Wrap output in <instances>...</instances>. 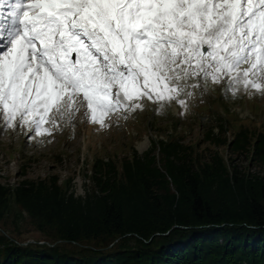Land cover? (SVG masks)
Instances as JSON below:
<instances>
[{
  "label": "trees",
  "instance_id": "1",
  "mask_svg": "<svg viewBox=\"0 0 264 264\" xmlns=\"http://www.w3.org/2000/svg\"><path fill=\"white\" fill-rule=\"evenodd\" d=\"M249 105L260 118L264 109ZM223 109L206 140L249 156L255 173L218 152L193 159L169 135L151 139L142 155L95 158L84 199L69 192L72 179L62 187L54 175L15 190L0 185V264H264V129H237L243 121ZM24 235L37 237L23 245Z\"/></svg>",
  "mask_w": 264,
  "mask_h": 264
},
{
  "label": "snow or ice",
  "instance_id": "2",
  "mask_svg": "<svg viewBox=\"0 0 264 264\" xmlns=\"http://www.w3.org/2000/svg\"><path fill=\"white\" fill-rule=\"evenodd\" d=\"M0 114L40 134L143 99L191 96L193 77L264 92V0H0ZM206 49V51H202ZM74 54V57H73ZM246 65V67H242Z\"/></svg>",
  "mask_w": 264,
  "mask_h": 264
},
{
  "label": "rangeland",
  "instance_id": "3",
  "mask_svg": "<svg viewBox=\"0 0 264 264\" xmlns=\"http://www.w3.org/2000/svg\"><path fill=\"white\" fill-rule=\"evenodd\" d=\"M8 11L7 5L0 7V24L6 22ZM195 83L199 86L185 89L192 93L191 96H179L178 99L185 101L184 105L177 100L154 103L145 98L140 101L142 108L121 107L104 113L100 123L92 122L90 114L84 116V110L71 120L67 115L61 119L50 113L55 119L49 122L45 117L39 135L34 125H21L19 118L9 127L0 114V185L15 190L24 181L38 182L54 175L62 187L66 180L72 179L69 192L84 199L91 187L86 174H90L88 170L95 158L107 161L110 157L119 162L128 157L132 149L142 155L150 149L151 139L164 140L169 135L189 146L193 159L203 162L213 152H218L225 159L230 157L239 169L244 167L255 173L257 165L250 162L249 156L229 153L227 145H213L205 136L210 127L214 134L218 133L215 118L224 116L223 108L229 113H237L243 121L242 125L237 124V129L247 128L254 132L264 129L259 126L264 122V113H257L260 118L255 120L249 105L253 110L264 109V92L251 86L245 89L240 83L230 84L226 76H222L219 83H213L211 78L205 81L203 76L193 77L189 84ZM205 106L214 110L212 117L205 111ZM179 114L181 120L175 126L173 117ZM226 129L227 142H231L236 129L230 126ZM194 164L199 163L194 161ZM9 205L10 211H18L12 200ZM36 237L24 235V239H28L25 243H32Z\"/></svg>",
  "mask_w": 264,
  "mask_h": 264
},
{
  "label": "water",
  "instance_id": "4",
  "mask_svg": "<svg viewBox=\"0 0 264 264\" xmlns=\"http://www.w3.org/2000/svg\"><path fill=\"white\" fill-rule=\"evenodd\" d=\"M24 245H26V243Z\"/></svg>",
  "mask_w": 264,
  "mask_h": 264
}]
</instances>
